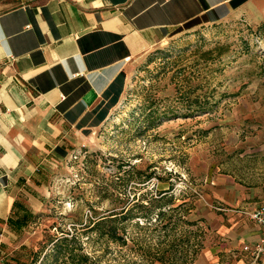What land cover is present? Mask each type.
<instances>
[{
	"label": "rangeland",
	"instance_id": "rangeland-1",
	"mask_svg": "<svg viewBox=\"0 0 264 264\" xmlns=\"http://www.w3.org/2000/svg\"><path fill=\"white\" fill-rule=\"evenodd\" d=\"M233 183H264V14L182 32L134 66L99 126L49 169L41 207L16 235L13 264H28L46 238L64 235L101 262L150 264L171 254L185 264L217 242L215 191ZM170 184L173 210L163 219L117 218L125 246L86 231ZM6 257L0 264H11Z\"/></svg>",
	"mask_w": 264,
	"mask_h": 264
},
{
	"label": "crops",
	"instance_id": "crops-1",
	"mask_svg": "<svg viewBox=\"0 0 264 264\" xmlns=\"http://www.w3.org/2000/svg\"><path fill=\"white\" fill-rule=\"evenodd\" d=\"M234 1L0 0V256L15 263L49 169L99 126L149 52L198 26L264 14V0ZM215 198L217 242L190 264L254 263L243 247L263 237L248 214L264 205V183L222 186Z\"/></svg>",
	"mask_w": 264,
	"mask_h": 264
},
{
	"label": "trees",
	"instance_id": "trees-1",
	"mask_svg": "<svg viewBox=\"0 0 264 264\" xmlns=\"http://www.w3.org/2000/svg\"><path fill=\"white\" fill-rule=\"evenodd\" d=\"M244 0H235L234 5L243 2ZM148 177V178H147ZM149 180L150 176H146ZM147 180V181H148ZM172 189L170 184L166 189L157 191V197L151 198L147 205L134 203L132 206L123 207L119 213L108 214L107 216H101L97 218L90 227L87 226V232L97 233L100 239L105 238L106 242L120 243L121 246L127 244V237H124L125 229L116 225L117 218L122 220H132L134 218L142 219L145 223H154L169 214L172 202ZM139 210L141 214L136 211ZM119 215V216H118ZM170 218V216H169ZM168 219V218H167ZM154 220L153 222H151ZM122 232L123 235L118 234ZM147 252H144V257H147ZM171 255V254H170ZM168 256L165 258L164 254H161L158 258H153L149 261L153 264L155 260H159L161 264H178L179 262L175 256ZM157 257V256H156ZM100 256L88 257L82 251L80 242L75 236L62 237H48L39 249L31 253L28 264H110L107 262H101ZM194 260L193 256L185 258L183 263L189 264ZM170 261L169 263H167Z\"/></svg>",
	"mask_w": 264,
	"mask_h": 264
},
{
	"label": "built area",
	"instance_id": "built-area-1",
	"mask_svg": "<svg viewBox=\"0 0 264 264\" xmlns=\"http://www.w3.org/2000/svg\"><path fill=\"white\" fill-rule=\"evenodd\" d=\"M248 217L262 229L263 237L253 246V248L244 246L243 251L250 253L253 258L264 259V205L256 206L248 214Z\"/></svg>",
	"mask_w": 264,
	"mask_h": 264
}]
</instances>
